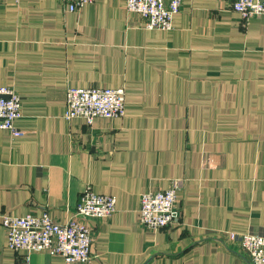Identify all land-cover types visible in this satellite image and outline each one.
Wrapping results in <instances>:
<instances>
[{
	"label": "crops",
	"instance_id": "1",
	"mask_svg": "<svg viewBox=\"0 0 264 264\" xmlns=\"http://www.w3.org/2000/svg\"><path fill=\"white\" fill-rule=\"evenodd\" d=\"M0 85L22 97L23 132L0 129V264H66L10 249L2 216L48 211L65 223L88 186L117 198L112 216L89 220V264H250L226 235H264V14L184 0L162 30L126 0L76 12L3 0ZM70 87L124 88V116L67 120ZM174 178L178 220L144 227L141 195Z\"/></svg>",
	"mask_w": 264,
	"mask_h": 264
},
{
	"label": "built area",
	"instance_id": "2",
	"mask_svg": "<svg viewBox=\"0 0 264 264\" xmlns=\"http://www.w3.org/2000/svg\"><path fill=\"white\" fill-rule=\"evenodd\" d=\"M96 0H61L68 11L76 12ZM3 0H0V5ZM184 0H126L128 13L137 14L148 29L171 30L173 18ZM233 9L244 20L264 14V0H232ZM126 108L124 88L70 87L66 93L64 117L84 118L92 125L96 118L122 117ZM22 114V97L13 86L0 85V129L12 136L23 132L16 126ZM181 180L174 178L162 190H148L140 198V222L152 230L174 224L179 216L177 191ZM114 195L99 194L88 186L80 197L71 217L65 223L56 222L48 211L41 215L15 216L3 214L2 224L8 231V247L14 251H48L63 256L66 264H89L92 260L93 230L89 220L106 219L116 211ZM229 241H239L250 264H264V235L227 231ZM29 258V257H28Z\"/></svg>",
	"mask_w": 264,
	"mask_h": 264
}]
</instances>
